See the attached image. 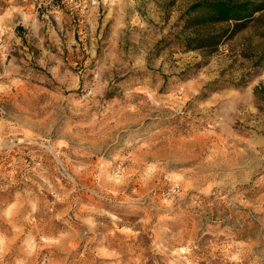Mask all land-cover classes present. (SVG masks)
Listing matches in <instances>:
<instances>
[{
    "label": "rangeland",
    "instance_id": "374dc122",
    "mask_svg": "<svg viewBox=\"0 0 264 264\" xmlns=\"http://www.w3.org/2000/svg\"><path fill=\"white\" fill-rule=\"evenodd\" d=\"M199 1L0 0V264H264V8Z\"/></svg>",
    "mask_w": 264,
    "mask_h": 264
},
{
    "label": "trees",
    "instance_id": "16d2710c",
    "mask_svg": "<svg viewBox=\"0 0 264 264\" xmlns=\"http://www.w3.org/2000/svg\"><path fill=\"white\" fill-rule=\"evenodd\" d=\"M264 8V3L253 1L203 0L193 4L187 11V24L207 25L210 23L245 20ZM215 37H206L196 47L216 45Z\"/></svg>",
    "mask_w": 264,
    "mask_h": 264
}]
</instances>
